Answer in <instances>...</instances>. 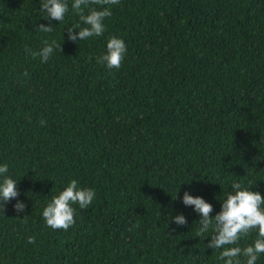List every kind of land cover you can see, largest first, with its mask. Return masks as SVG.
<instances>
[{
  "label": "trees",
  "instance_id": "1",
  "mask_svg": "<svg viewBox=\"0 0 264 264\" xmlns=\"http://www.w3.org/2000/svg\"><path fill=\"white\" fill-rule=\"evenodd\" d=\"M67 2L45 34L40 0H0V165L19 191L0 213V264H223L182 197L215 216L234 181L264 196V0H120L103 36L75 43ZM113 35L119 70L97 63ZM45 39L62 51L41 63L25 48ZM72 179L95 197L53 230L43 208Z\"/></svg>",
  "mask_w": 264,
  "mask_h": 264
},
{
  "label": "clouds",
  "instance_id": "2",
  "mask_svg": "<svg viewBox=\"0 0 264 264\" xmlns=\"http://www.w3.org/2000/svg\"><path fill=\"white\" fill-rule=\"evenodd\" d=\"M120 0H73L72 10L79 16V23L67 29L68 40L71 42L85 41L90 37L103 36L105 32L104 20L112 15L107 5H118ZM101 6L100 8L92 7ZM87 9V11H85ZM40 10L44 13L49 24H40L36 28L40 33L53 31L52 20L63 21L69 11L67 0H40ZM78 30V31H76ZM61 49V44L55 40H43V47L33 52L29 48L25 51L33 58L39 57L41 63H46L53 55L54 50ZM127 53V45L122 38L110 36L107 38L106 52L97 57V63L108 70H119L122 67ZM28 75L27 71L24 73ZM40 125L45 126L46 121L41 119ZM8 165H0V213H4L7 203L19 196L17 181L7 175ZM95 191L92 188L82 187L76 179H72L43 208L42 216L45 224L53 230L67 231L75 224L76 209H86L93 201ZM176 199V197H175ZM220 211L212 216L213 206L200 196H193L185 191L182 202L185 206H192L199 215L198 236L210 233L211 237L207 248L220 249L218 260L223 264H241L240 257L245 258V264H256L261 254H264V196L253 191L251 184L232 182L231 191L224 193L220 200ZM17 213L23 212L25 204L17 201L13 205ZM25 217V216H24ZM178 226H184L187 220L183 214L172 217ZM255 232L256 238L251 244L239 246L242 237ZM28 243H35V237H29Z\"/></svg>",
  "mask_w": 264,
  "mask_h": 264
}]
</instances>
